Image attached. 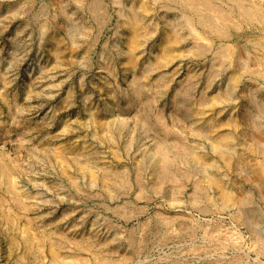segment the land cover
<instances>
[{"label":"rangeland","instance_id":"374dc122","mask_svg":"<svg viewBox=\"0 0 264 264\" xmlns=\"http://www.w3.org/2000/svg\"><path fill=\"white\" fill-rule=\"evenodd\" d=\"M98 1L100 17L94 0H0V264H264V26L225 0L226 17L211 12L229 24L221 36L177 0ZM227 133L229 163L214 144ZM159 150L189 206L197 191L213 196L195 211L204 225L138 253L92 241V221L112 214L86 166H135ZM189 151L217 167L198 173ZM215 226L221 244L206 233Z\"/></svg>","mask_w":264,"mask_h":264},{"label":"bare ground","instance_id":"6f19581e","mask_svg":"<svg viewBox=\"0 0 264 264\" xmlns=\"http://www.w3.org/2000/svg\"><path fill=\"white\" fill-rule=\"evenodd\" d=\"M94 1L95 2L92 3L93 8L95 12L97 11V15L100 17V14L98 12L101 3H99L98 0ZM177 1H180L185 8H191L192 11H194V13L199 16L200 21L198 22L200 23V25L203 24L209 26L212 31H218L220 33V36L221 34L223 35L225 32H227L226 29L229 28V24L223 21L219 22L218 19L217 21L211 14V12L213 13V11H220L223 16L226 15V13L223 12V10H221L220 7L215 4V1L217 0ZM225 1H230L229 3L232 6V10H234L237 16L240 17V21L242 23L244 22V24L250 25L251 27L264 26V7L258 4V1H262V3H264V0ZM137 17L139 16L137 15ZM229 18L231 17H228L229 21H233ZM140 20L142 21V18ZM140 20L138 19L133 22L135 25V30L136 28H139V25H141L139 22ZM138 30L140 31L141 29ZM140 34L141 33H138L137 35ZM178 40L179 38H177L176 36H171L165 38L163 43L165 44L166 49L171 50L174 44L178 42ZM168 50L167 54L171 55V52H169ZM228 79L230 80L232 78ZM212 99H214V97ZM211 125L212 124L210 123L208 125H205V123L199 124L197 130L199 133L207 131V133L212 134L210 131ZM162 130L164 133L173 132L169 128H162ZM244 134L245 133H243V135ZM230 135L229 133L220 134L218 140L214 141L215 151L220 155H223L224 159L228 163L229 156H227V154L230 151L232 142L231 140H229ZM189 152L190 156L188 157V159L194 164V167L198 173L203 172L206 166H209L213 169L217 167V164H215L214 160L209 161L200 152ZM81 154L87 156V154L85 153ZM178 155L179 154L175 153L174 157L176 158L178 157ZM87 158L89 157L87 156ZM151 158L152 159L150 161L148 160L145 163L143 161H137L135 166L126 165L125 167L121 168L101 165L96 166L97 169H95L94 166L93 168L90 165L86 166L87 170L90 171L93 179L95 180L96 186L102 191L100 195H102L104 200H108L109 202L107 204H103L105 212L108 214H112L111 217H109L108 215H104L103 213H98L99 215H97L96 218L92 221V224L89 228L90 232L87 235V237H89L92 241L104 239L103 243L109 250H111L114 245H117L119 247L125 245V247L131 249L132 253H138V251H143L153 240H176L179 237H182L181 235H185L187 233L196 234L200 227L204 225L202 223V220L197 217V213L209 212L210 209H208V206L210 201H214L213 196L208 193H204V191H197L196 193H194V197L198 199V201L196 200L192 203V206H189L184 200L185 191L173 188L174 183L177 181L175 173L177 170V163H175L174 159H172L169 154H167V152L163 150H159L156 155L152 156ZM95 171H98V173H95ZM170 180L172 181V183H170ZM215 181L222 188L223 199L229 202V200L232 198L231 190L229 189V187L225 185L223 186L220 180ZM200 199L207 201V204L203 206ZM224 203L226 202L224 201ZM115 216L119 221H123L125 225L133 222L134 220H138V226L133 225L127 227L121 223V225H117L112 222ZM99 226L103 227L100 228ZM98 227L100 229H98ZM220 227H212L206 232L209 234L210 238L215 241L216 244H221V242L227 239L226 236L222 232H220ZM105 230H107L106 234Z\"/></svg>","mask_w":264,"mask_h":264}]
</instances>
